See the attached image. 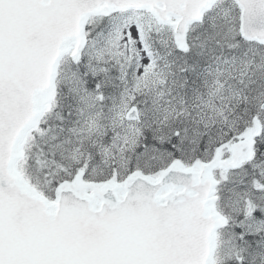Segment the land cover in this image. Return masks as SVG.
I'll return each instance as SVG.
<instances>
[{"label":"snow or ice","instance_id":"6c2138e0","mask_svg":"<svg viewBox=\"0 0 264 264\" xmlns=\"http://www.w3.org/2000/svg\"><path fill=\"white\" fill-rule=\"evenodd\" d=\"M0 264H264V0H0Z\"/></svg>","mask_w":264,"mask_h":264}]
</instances>
